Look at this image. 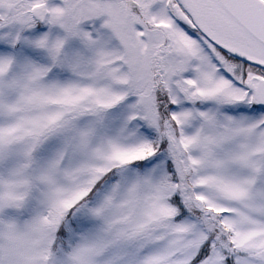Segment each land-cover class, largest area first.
<instances>
[{
  "label": "snow or ice",
  "instance_id": "6c2138e0",
  "mask_svg": "<svg viewBox=\"0 0 264 264\" xmlns=\"http://www.w3.org/2000/svg\"><path fill=\"white\" fill-rule=\"evenodd\" d=\"M0 264H264V0H0Z\"/></svg>",
  "mask_w": 264,
  "mask_h": 264
}]
</instances>
